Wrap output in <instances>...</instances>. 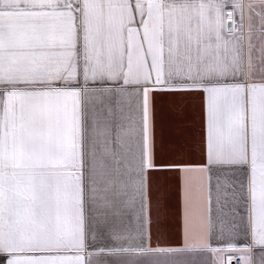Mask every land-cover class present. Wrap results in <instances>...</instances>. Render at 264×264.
<instances>
[{"label":"snow or ice","instance_id":"obj_1","mask_svg":"<svg viewBox=\"0 0 264 264\" xmlns=\"http://www.w3.org/2000/svg\"><path fill=\"white\" fill-rule=\"evenodd\" d=\"M0 264H264V0H0Z\"/></svg>","mask_w":264,"mask_h":264}]
</instances>
